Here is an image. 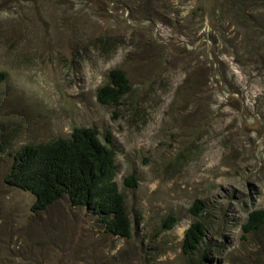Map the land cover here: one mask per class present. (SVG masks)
Returning <instances> with one entry per match:
<instances>
[{
	"label": "rangeland",
	"instance_id": "374dc122",
	"mask_svg": "<svg viewBox=\"0 0 264 264\" xmlns=\"http://www.w3.org/2000/svg\"><path fill=\"white\" fill-rule=\"evenodd\" d=\"M115 68L132 91L102 105ZM0 73V264H188L196 221L217 249L204 264H264V232L242 238L264 208V0H0ZM75 128L111 133L131 238L68 197L35 214L5 183L24 146Z\"/></svg>",
	"mask_w": 264,
	"mask_h": 264
},
{
	"label": "trees",
	"instance_id": "16d2710c",
	"mask_svg": "<svg viewBox=\"0 0 264 264\" xmlns=\"http://www.w3.org/2000/svg\"><path fill=\"white\" fill-rule=\"evenodd\" d=\"M5 74L0 73V82ZM132 91L127 74L118 68L107 74V82L97 89V100L106 106H119ZM117 153L112 147V135L106 143L96 128H75L68 139L41 144H28L14 155V162L5 183L35 197L31 211L40 214L61 199L68 197L73 207L90 211L104 225L108 235L131 238L132 222L125 196L116 182ZM127 188L138 187L137 178L130 175L124 181ZM208 212L207 202L197 199L190 213L200 218ZM179 222L168 215L163 230H172ZM264 232V208L249 213L242 225V238L258 239ZM217 250L207 235L204 223L196 221L185 232L182 251L188 264H204Z\"/></svg>",
	"mask_w": 264,
	"mask_h": 264
}]
</instances>
